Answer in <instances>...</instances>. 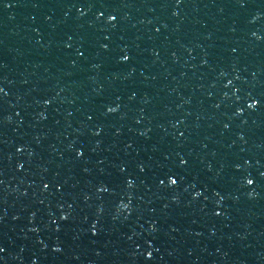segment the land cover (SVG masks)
Masks as SVG:
<instances>
[{"label": "water", "instance_id": "95a60500", "mask_svg": "<svg viewBox=\"0 0 264 264\" xmlns=\"http://www.w3.org/2000/svg\"><path fill=\"white\" fill-rule=\"evenodd\" d=\"M263 170L264 0H0V235Z\"/></svg>", "mask_w": 264, "mask_h": 264}, {"label": "snow or ice", "instance_id": "6c2138e0", "mask_svg": "<svg viewBox=\"0 0 264 264\" xmlns=\"http://www.w3.org/2000/svg\"><path fill=\"white\" fill-rule=\"evenodd\" d=\"M173 182H175V181H173Z\"/></svg>", "mask_w": 264, "mask_h": 264}]
</instances>
